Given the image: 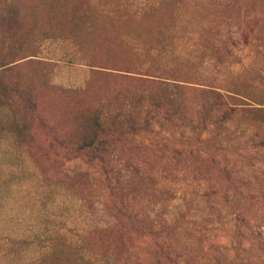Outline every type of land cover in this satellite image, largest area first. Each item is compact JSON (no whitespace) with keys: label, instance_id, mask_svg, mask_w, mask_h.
I'll list each match as a JSON object with an SVG mask.
<instances>
[{"label":"rangeland","instance_id":"obj_1","mask_svg":"<svg viewBox=\"0 0 264 264\" xmlns=\"http://www.w3.org/2000/svg\"><path fill=\"white\" fill-rule=\"evenodd\" d=\"M207 1L0 0V264H157L158 243L182 253V264H264V46L240 76L252 95L243 98L238 129L225 135L205 124L207 138L196 145L206 155L178 164L153 147L163 132L186 140L182 120L163 122V104L180 99L190 125L208 123L199 85L149 83L143 74L147 46L180 28L178 7ZM100 114L107 129L126 132L102 146V159L77 151ZM212 154L235 166L230 185L213 174L220 212L202 196L211 175L170 171L209 167ZM132 164L153 170L158 190L145 208L156 227L146 218L144 227L120 226L121 202L145 205L142 194H129L148 185L132 180ZM235 212L247 227L230 219Z\"/></svg>","mask_w":264,"mask_h":264},{"label":"trees","instance_id":"obj_2","mask_svg":"<svg viewBox=\"0 0 264 264\" xmlns=\"http://www.w3.org/2000/svg\"><path fill=\"white\" fill-rule=\"evenodd\" d=\"M179 29H175L172 35H167L162 30L164 38L156 41L155 44L147 46L145 53V71L149 83H157L158 79L164 82L171 81L178 84V87H187L186 82L199 85L200 90L206 93V97L198 102V107L202 108L209 116L199 120L203 135L195 136L199 130L197 126L190 125V118L186 110L187 103L180 100L174 101L172 106H161L165 108L163 122L173 125L174 120H182L179 128L181 137L186 136V140H179L174 134H165L158 139V143L153 145L158 153L167 154L169 161H176V164L183 162L189 157H204L206 152L198 148L197 142H205L208 134V126H214L218 133L227 135L232 127L238 129V115L243 110L245 103L243 98L252 95L241 81V74L247 68L257 52H262L260 45L264 46V6H243L240 0H209L207 6H201L200 9H189L188 6H179ZM203 9V10H202ZM27 55L19 56L12 62L24 59ZM159 60V61H156ZM158 62V63H155ZM158 64V65H156ZM151 72V73H150ZM203 80V82L198 81ZM198 87V86H197ZM173 98L176 95L171 93ZM118 96V95H116ZM248 104V103H247ZM204 113V112H203ZM175 117V119H173ZM155 116H148L149 122H152ZM101 114L95 122V130L91 136H85L84 140L77 147V151H87L90 155L104 158L106 151L104 147L113 139L123 137L126 132L116 129H107L103 122H100ZM205 125V126H204ZM178 127V124H175ZM105 127V128H104ZM105 132V133H104ZM118 137V138H117ZM157 141V140H156ZM160 143L162 145H160ZM106 147V146H105ZM147 146L146 148H149ZM102 155V156H101ZM59 153L54 155L57 159ZM211 165L209 167L200 166L196 169L174 168L171 172H192L196 175H211L205 178L202 196L212 200L211 207L220 209L222 203L218 201L222 193L220 182L214 180L213 174L218 171L220 179H223L229 185L232 184V174L235 170L234 164L229 166L221 161L217 155H211L209 158ZM148 164V163H147ZM168 168H163L162 172H168ZM131 170L133 177H144L148 184L145 189H139L136 186L129 192L142 194L145 199L144 209L129 207V204L121 202L126 222L121 224L124 229L128 226H143L145 218L146 226L156 227V221L152 212L148 211L147 206L149 198L157 192L156 186L151 182L154 174L148 167L130 165L127 171ZM111 170L106 173L111 176ZM109 178V179H111ZM119 179V177H117ZM237 191L236 188L234 189ZM237 194V193H235ZM234 195V193H233ZM224 201L229 198V193L224 195ZM218 206V207H217ZM229 216V214L227 215ZM232 219L235 224L247 227L248 219L245 216L235 212L232 213ZM119 226V227H120ZM205 227V224H204ZM146 228V227H145ZM162 232V229L159 230ZM182 259H181V258ZM151 260H156L157 264H182L179 260H186L182 253L175 249H170L164 243L155 244L151 253Z\"/></svg>","mask_w":264,"mask_h":264}]
</instances>
